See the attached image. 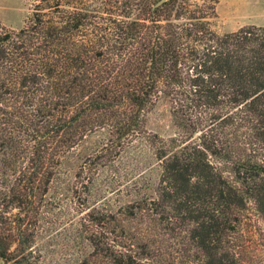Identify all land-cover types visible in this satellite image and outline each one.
<instances>
[{
    "label": "trees",
    "instance_id": "obj_1",
    "mask_svg": "<svg viewBox=\"0 0 264 264\" xmlns=\"http://www.w3.org/2000/svg\"><path fill=\"white\" fill-rule=\"evenodd\" d=\"M158 1L41 0L24 26L0 24V171L16 175L0 205V263L30 264V208L68 156L100 133L87 160L109 161L167 98L181 134L148 136L161 171L142 208L181 227V251L199 264H246L232 237L250 203L264 218V25L218 33L219 0ZM154 253L107 255L141 264Z\"/></svg>",
    "mask_w": 264,
    "mask_h": 264
},
{
    "label": "rangeland",
    "instance_id": "obj_2",
    "mask_svg": "<svg viewBox=\"0 0 264 264\" xmlns=\"http://www.w3.org/2000/svg\"><path fill=\"white\" fill-rule=\"evenodd\" d=\"M38 2L41 0H0V24L14 29L24 26ZM249 24L264 25V0L218 1L212 19L215 31L231 32ZM172 106L167 98L154 102L145 115L147 133L135 137L109 161L87 160L106 141V135L100 133L89 136L68 156L48 195L33 200L28 226L34 231L35 243L30 256L28 251L14 252L16 260L26 262L30 257V264H111L109 252L141 250L147 245L156 255L141 264H199L190 251H181L189 245L181 227L161 226L158 216L142 208L155 196L153 189L161 171L148 136L167 139L181 134ZM15 178L0 171L1 206L7 204L4 191ZM17 211L12 209L11 218ZM232 239L241 246L246 264H264V218L253 202L243 212Z\"/></svg>",
    "mask_w": 264,
    "mask_h": 264
},
{
    "label": "water",
    "instance_id": "obj_3",
    "mask_svg": "<svg viewBox=\"0 0 264 264\" xmlns=\"http://www.w3.org/2000/svg\"><path fill=\"white\" fill-rule=\"evenodd\" d=\"M166 0H159L154 6H153V9H155L156 7L162 5ZM0 264H3V263H0Z\"/></svg>",
    "mask_w": 264,
    "mask_h": 264
}]
</instances>
